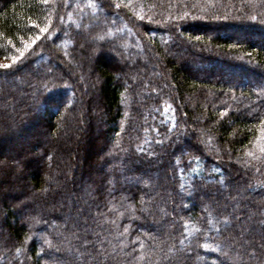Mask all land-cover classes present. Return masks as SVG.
Listing matches in <instances>:
<instances>
[{
	"label": "trees",
	"instance_id": "1",
	"mask_svg": "<svg viewBox=\"0 0 264 264\" xmlns=\"http://www.w3.org/2000/svg\"><path fill=\"white\" fill-rule=\"evenodd\" d=\"M0 60V264H264V0H0Z\"/></svg>",
	"mask_w": 264,
	"mask_h": 264
},
{
	"label": "rangeland",
	"instance_id": "2",
	"mask_svg": "<svg viewBox=\"0 0 264 264\" xmlns=\"http://www.w3.org/2000/svg\"><path fill=\"white\" fill-rule=\"evenodd\" d=\"M233 37H236V38H238V37H241L242 38V36H240V35H238V34H233L232 35ZM87 60H89V62H90V66L89 65H81L80 66V64L79 65H77V67H76V72H78L79 74H82L83 76H87V75H89V74H91V72H92V67H91V65H92V59L90 58V59H87ZM106 63L107 64H109V65H118V64H120V62H115V61H109V60H107L106 61ZM8 65V63H7V61H3V60H0V66H7ZM78 69V70H77ZM81 69V70H80ZM224 80H226V79H224ZM94 83V87L93 86H91V89L92 90H94V91H98V82H93ZM81 117H78V120H79V122H80V129H76V127H73V125L71 124H69L62 132H60L58 135H56V136H54L55 138H56V140L57 139H60V138H62V137H66V136H69L70 134L75 138V139H77L78 141L79 140H82V138H83V135H85L86 133H84L83 132V128H85V122H81V119H80ZM95 135H96V133H94ZM77 137V138H76ZM61 140H58V142H60ZM65 140L63 139L62 140V148H64V150L65 149H70V150H72V152H73V150H74V148H72V146H70V145H72L71 143H68V142H65ZM60 143V144H61ZM44 146H46V144H43V147ZM25 149H29L28 147L27 148H25ZM38 150V149H37ZM35 151V150H34ZM33 151V152H34ZM37 152V151H36ZM39 154V153H38ZM8 155L9 156H11L10 155V153H8V154H5V156L6 157H8ZM30 157H32V151H29V152H27L26 154H23V155H21V157H19V163L17 162L16 164H14V173H9L8 174V180H9V184L7 185V186H5V189H7V190H10L9 192H11L12 194H14V193H18V192H20V189H21V187L22 186H20V184L23 182V181H27V179H26V177L24 176V178H22V172L20 171L21 170V165L28 159V158H30ZM1 163V162H0ZM53 163H54V159H51L50 161L48 160L47 161V165L48 166H51V165H53ZM13 172V171H12ZM50 173H51V178H48V180H47V183H48V185L50 186H48L47 188H46V190L47 189H49L50 191H52V189H53V185L55 184V181H54V178H55V176H57V172L55 173V169H54V167L53 166H51V169H50V171H49ZM20 183V184H19ZM7 187V188H6ZM5 189H3V187H2V185L0 186V194L1 193H4L5 192ZM18 200V199H17ZM11 202H13V201H11ZM16 202H18V201H16ZM65 205L67 206V208L68 209H72V208H74V205L73 204H71V202L70 201H66V203H65ZM258 237H260V235H257ZM261 238V237H260ZM262 238H263V236H262Z\"/></svg>",
	"mask_w": 264,
	"mask_h": 264
}]
</instances>
